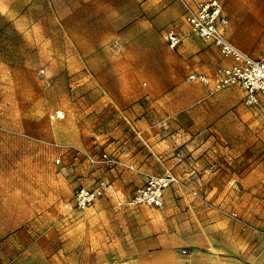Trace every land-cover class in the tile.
Here are the masks:
<instances>
[{
  "label": "crops",
  "instance_id": "obj_1",
  "mask_svg": "<svg viewBox=\"0 0 264 264\" xmlns=\"http://www.w3.org/2000/svg\"><path fill=\"white\" fill-rule=\"evenodd\" d=\"M58 3L67 6L53 15L63 28L57 29L59 36H68L66 52L72 56L67 72L81 84L102 89L103 133L96 154L107 153L117 164L88 165L83 187H92L99 178L111 184L99 202L112 204L94 205L91 211L128 219L129 231L123 241L127 239L130 244V257L122 264H264V252L254 233L242 231L241 222L234 220L230 226H223L224 219L216 207L200 203L191 193L197 190L210 203L219 201L230 208L231 197L236 194L233 186L249 188L245 216L264 223V175L257 178L245 171L240 177L219 168L224 160L231 161V149L243 150L239 153L243 166L246 160L251 161L250 149H264V95L256 107H249L243 103L240 88L211 94L208 87L188 80L191 73L210 75L231 62L217 47L189 33L178 0ZM225 3L231 42L253 58L263 57L264 0ZM66 21L67 28L63 26ZM168 31L181 38L175 49L166 43ZM72 129L79 135L70 145L85 146L90 125H73ZM49 137L51 144L57 143L55 133ZM9 145L0 141V149ZM39 148L35 144L36 173L27 185L0 175V246L6 249L0 251V259L12 261L19 256L33 260L40 254L42 238L3 231L24 227L31 232L44 225L38 217L44 212L43 194L36 191L43 186V152ZM165 174L178 182L165 190L162 207L117 206L118 201L132 197L147 177ZM23 186L24 194L20 190ZM102 242L99 240V245ZM94 243L89 238L84 240V245ZM106 252L101 246L87 251L89 260H99L98 264H107L103 257Z\"/></svg>",
  "mask_w": 264,
  "mask_h": 264
},
{
  "label": "rangeland",
  "instance_id": "obj_2",
  "mask_svg": "<svg viewBox=\"0 0 264 264\" xmlns=\"http://www.w3.org/2000/svg\"><path fill=\"white\" fill-rule=\"evenodd\" d=\"M220 1L223 13L228 17L225 0ZM63 6L67 7L61 6L58 0H0V141L10 143L7 148L0 149V175H5L6 179H19L27 185L31 175L35 176L36 173L35 144H38L41 147L38 151L43 152V186L36 191L38 194L42 191L44 206V212L38 215L44 221L41 229L33 228L31 232L24 227L3 230L19 237L28 235L42 238L43 243L38 245L39 256L33 260L20 259L19 256L12 261L0 259V264H98L99 260H89L87 251L90 248L99 249L100 246L107 249L103 256L107 264H122L130 257L127 252L130 244L127 239L123 241L129 231L128 219H119L115 213L91 211L94 205L112 203L99 200L84 210H77L72 203L75 190L86 185L85 174L89 164L77 155L74 164V152L59 145L68 146L78 139L79 134H75L73 125H90L92 131L85 133V146L79 148L96 154L99 136L103 133L101 110L104 102L99 100L102 93L100 86L81 84L78 79H73V75H69L70 71L67 72L72 56L66 52L68 36H59L57 29L62 27L59 26L60 22L53 20V15L57 16V10ZM64 25L67 28L68 21ZM89 93L93 97L85 98ZM55 110H62L65 118L50 120L49 115ZM53 133L57 136L58 144L49 142V136ZM241 151L231 149V161L224 160L219 166L221 171H231L232 175L240 177L245 171L257 178L264 175V149H250L251 161L248 163L246 160V166L239 161ZM59 157L61 161L56 164L55 160ZM236 182L241 185L238 180ZM233 188L236 194L231 197L230 208L219 201L211 203L224 219L223 226H230L231 218L219 208L235 212L240 220L237 221L243 226L242 231L246 230L245 223L255 226V241L260 242L264 252V223L253 222L245 216L249 206V188L235 185ZM20 190L25 193L24 186ZM32 191L28 189L27 192ZM255 206L257 209L260 207L259 204ZM255 215L259 219V213ZM87 238L95 243L84 245ZM101 239L106 246L99 245ZM4 250L0 246V251ZM16 252L19 254L20 247Z\"/></svg>",
  "mask_w": 264,
  "mask_h": 264
},
{
  "label": "built area",
  "instance_id": "obj_3",
  "mask_svg": "<svg viewBox=\"0 0 264 264\" xmlns=\"http://www.w3.org/2000/svg\"><path fill=\"white\" fill-rule=\"evenodd\" d=\"M178 1L183 6V17L189 27V33L217 47L223 57L231 62L229 65L216 68L210 75L191 73L188 75V80L208 87L211 94L229 88H240L243 91V103L249 107L257 106L260 97L264 95V56L253 58L231 42L227 34L229 20L223 13V5L220 0ZM165 40L171 49H175L181 42V38L174 31H168ZM64 118L65 113L62 110H55L49 115V119L52 121ZM59 147L68 148L93 167L117 164V160L107 153L93 154L73 145H59ZM60 161L59 157L55 163L59 164ZM175 182L178 180L170 174L160 177L149 176L144 185L137 189L132 197L125 201H118L117 206L147 205L160 208L163 206L165 190ZM110 188L111 184L104 178L96 180L92 187H79L73 194V206L77 210H84L101 200ZM191 193L200 203L214 207L199 191L192 190ZM218 210L231 220L240 221L235 212L220 208ZM243 225L247 230L257 233L255 227L246 223ZM183 253L186 251L183 250Z\"/></svg>",
  "mask_w": 264,
  "mask_h": 264
}]
</instances>
